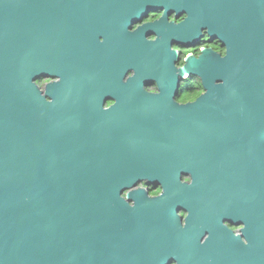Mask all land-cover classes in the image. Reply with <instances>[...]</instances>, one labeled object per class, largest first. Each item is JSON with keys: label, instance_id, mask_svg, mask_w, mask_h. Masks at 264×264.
<instances>
[{"label": "water", "instance_id": "obj_1", "mask_svg": "<svg viewBox=\"0 0 264 264\" xmlns=\"http://www.w3.org/2000/svg\"><path fill=\"white\" fill-rule=\"evenodd\" d=\"M191 1L0 0V264H168L153 249L174 242L173 233L148 228L146 208L130 207L121 195L150 172L172 171L178 119L100 121L69 114L64 100L92 96L84 92L91 82L68 67L67 51L51 46L63 44L69 19L112 14L131 25L151 11ZM198 1L215 9V18L225 11L232 65L225 102L205 94L197 109L184 110V138L187 124L195 131L194 176L207 186L213 138L259 129L264 141V0ZM54 72L64 77L47 87L54 100L45 103L33 81ZM100 131L121 133L127 150H101Z\"/></svg>", "mask_w": 264, "mask_h": 264}, {"label": "flooded vegetation", "instance_id": "obj_2", "mask_svg": "<svg viewBox=\"0 0 264 264\" xmlns=\"http://www.w3.org/2000/svg\"><path fill=\"white\" fill-rule=\"evenodd\" d=\"M198 2L181 3L167 12L151 11L131 25L112 14L69 19L62 30L63 44L52 43L51 51L57 44L69 53L68 67L91 82L84 92L92 96L67 98L65 109L79 118L100 121L178 119L172 171L163 166L161 177L150 172L121 195L130 207L146 208L148 228L173 233L174 242L153 249L160 262L264 264L262 130L227 131V137L212 139L208 169L213 176L207 186L194 176L198 158L192 122L183 136L184 110L197 109L205 94L212 102H225L231 86L226 13L218 9V17L223 15L218 20L215 9H203ZM62 76L54 72L34 79L45 103L54 100L47 87L60 84ZM123 137L100 131L96 141L101 150H127ZM169 183L175 187H164ZM171 196L173 200L166 202ZM111 207L106 205L108 216Z\"/></svg>", "mask_w": 264, "mask_h": 264}]
</instances>
